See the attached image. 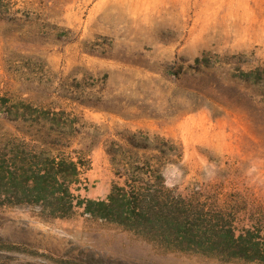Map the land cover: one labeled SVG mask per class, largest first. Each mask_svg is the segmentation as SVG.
I'll return each instance as SVG.
<instances>
[{
  "label": "rangeland",
  "instance_id": "374dc122",
  "mask_svg": "<svg viewBox=\"0 0 264 264\" xmlns=\"http://www.w3.org/2000/svg\"><path fill=\"white\" fill-rule=\"evenodd\" d=\"M52 140L83 163L74 194L123 184L118 148L264 235V0H0V175L17 182L14 161ZM73 210L0 194V264H264L166 250Z\"/></svg>",
  "mask_w": 264,
  "mask_h": 264
},
{
  "label": "trees",
  "instance_id": "16d2710c",
  "mask_svg": "<svg viewBox=\"0 0 264 264\" xmlns=\"http://www.w3.org/2000/svg\"><path fill=\"white\" fill-rule=\"evenodd\" d=\"M45 119L51 121L52 130L67 135V126L60 118ZM127 140L134 148L157 147L148 138L144 143ZM47 144L49 148L35 149L23 156L27 167L14 161L21 169L17 182H12L16 168L0 175L1 195L14 197L16 202L39 204L54 217H69L73 208H82L83 214L132 230L166 250L264 262V235L254 234L249 228L237 232L228 212L201 200L199 191L184 196L166 186L162 174L148 163L140 164L133 155L126 156L118 148L106 149L116 175L124 176V181L113 184L104 199H93L72 192V185L79 188V168L83 163L60 152L52 155V148L59 149L60 142L52 140Z\"/></svg>",
  "mask_w": 264,
  "mask_h": 264
}]
</instances>
